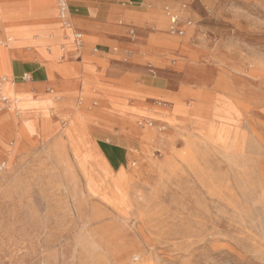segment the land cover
Listing matches in <instances>:
<instances>
[{"label":"rangeland","instance_id":"374dc122","mask_svg":"<svg viewBox=\"0 0 264 264\" xmlns=\"http://www.w3.org/2000/svg\"><path fill=\"white\" fill-rule=\"evenodd\" d=\"M171 3L183 36L148 9L61 63L25 43L54 5L0 0L3 68L41 61L0 112V264H264V0Z\"/></svg>","mask_w":264,"mask_h":264},{"label":"crops","instance_id":"0c3cea01","mask_svg":"<svg viewBox=\"0 0 264 264\" xmlns=\"http://www.w3.org/2000/svg\"><path fill=\"white\" fill-rule=\"evenodd\" d=\"M44 4L46 6H52L54 5L55 12H56V19L59 23L60 30L57 33L51 32L50 35H43L38 34L31 37L26 36L25 43L28 44H35L36 46H40L44 48V51L46 52V49L49 48L52 49V47L56 46L59 47L58 58L60 60L64 59L61 63L65 61H70L73 58V55H75V52L78 50H82L85 47V41L84 45L81 49L77 50V47L75 49L72 41L65 42L64 37L68 34L70 35V31H66L62 28L58 17H57V8L56 3L53 0H43ZM68 4V12L70 21L74 27L75 30H78L81 32V34L86 37L91 38H99L101 40L105 41H113L112 39H106L108 37V34H119L123 30V28H126V33L129 35V31L132 30L134 33V29L129 26V23L138 24L137 19H133V13H139L143 11H147L148 9H160L163 12L164 18L167 21L166 25V31L168 33V18L165 15L164 8L169 7L170 9L174 10V5L171 3L172 0H66ZM185 6V5H183ZM179 6L177 12L180 14L182 21H190L185 7ZM175 10V11H176ZM117 18L125 19L124 23L123 20H119L116 23ZM133 19V20H132ZM191 22V21H190ZM191 27V26H190ZM185 28V32L188 28ZM15 34H20L18 31H16ZM13 34V35H15ZM53 36L58 37L59 36L63 39L62 43L58 41V39L53 40ZM131 36V35H129ZM14 36L11 37H0V46L4 48L7 52V55L9 56V50L8 48L12 45V43L15 41ZM8 38L12 39V42L8 44H4L3 41L7 40ZM52 40L54 42H52ZM115 41V40H114ZM59 45V46H58ZM31 47H27L24 51L25 53L31 51ZM97 50V48H95ZM61 50V51H60ZM33 57L27 60H20L15 59L12 57L7 56V68H3L2 60L3 58L2 52H0V76H4L8 78L9 80H14V86L12 89L7 88L6 92L9 95H16L21 100V108L19 112L23 110L24 107V100L21 96V91L19 90L20 86H26L28 84H32L33 82V73L36 70H39V66L41 64V61H39L37 57V53L33 52ZM60 62V61H59ZM20 64L23 68V71L20 73V69H16L14 65ZM39 65V66H37ZM36 66V67H35ZM42 66V65H41ZM43 68V66H42ZM2 69V70H1ZM4 70V71H3ZM45 72V77L43 79L42 74V80L45 82L46 80V70L44 68L43 73ZM36 74V73H35ZM28 77L29 80L31 79V82L24 81V77ZM35 79V78H34ZM40 79V77H39ZM40 81V80H38ZM34 83V82H33ZM53 92V91H52ZM18 112V113H19ZM6 115H14L13 117L17 116L16 114H7L2 113ZM1 115V114H0Z\"/></svg>","mask_w":264,"mask_h":264},{"label":"built area","instance_id":"2783aa9c","mask_svg":"<svg viewBox=\"0 0 264 264\" xmlns=\"http://www.w3.org/2000/svg\"><path fill=\"white\" fill-rule=\"evenodd\" d=\"M56 3L57 8V17L62 26L66 31H70L73 37V41L78 49H81L84 45L83 35L78 30H75L69 17L68 4L66 0H53ZM185 6H183L184 8ZM165 15L168 18V33L176 36H183L185 33V28L191 26L190 21H182L180 14L170 9L169 7L164 8ZM129 35L133 36L134 33L132 30L129 31ZM7 44V43H4ZM97 50L94 48V52ZM29 80L26 76L24 81ZM8 79L4 76H0V112H8L10 110L16 109L15 105L17 103L16 99H9L2 94V86ZM12 85H14V80H10ZM52 92V91H51Z\"/></svg>","mask_w":264,"mask_h":264},{"label":"bare ground","instance_id":"6f19581e","mask_svg":"<svg viewBox=\"0 0 264 264\" xmlns=\"http://www.w3.org/2000/svg\"><path fill=\"white\" fill-rule=\"evenodd\" d=\"M12 42V39L11 38H8L6 41H4L3 43H7L8 45L10 44ZM49 50V48H47L46 49V51H48ZM8 79V78H7ZM13 86L14 85H12V83L10 82V80L8 79V81H6L5 82V84H3V86H2V94L4 95V96H6L7 98H9V99H16V101H17V103H16V109H12V110H10V111H8V112H6L7 114H17L18 112H19V110H20V108H21V100H20V98L18 97V96H16V95H9V94H7V92H6V90H7V88H10V89H12L13 88Z\"/></svg>","mask_w":264,"mask_h":264}]
</instances>
